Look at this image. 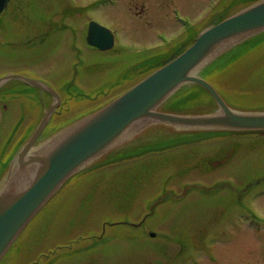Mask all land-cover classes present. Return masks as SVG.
<instances>
[{"label": "rangeland", "instance_id": "obj_1", "mask_svg": "<svg viewBox=\"0 0 264 264\" xmlns=\"http://www.w3.org/2000/svg\"><path fill=\"white\" fill-rule=\"evenodd\" d=\"M229 1L111 0L102 3L101 0H23V13L25 16L19 11L17 17H15L11 15L10 11L8 15L15 17L14 21L9 23V27L6 29H0V40L2 42H16V45L0 48V73L22 74L45 81L48 79L55 80L57 77L61 79L69 78L71 81H74L75 88H81L82 86L97 87L99 83L93 82L87 84V82L90 80L99 81V74L102 76L105 74V71L106 74L109 72L107 67L99 69V66L113 64L122 60L125 56H130L131 53L138 51L161 50L160 59L163 60L167 56L165 52L175 47L180 40V33H182L183 29L192 25L195 26L212 7L221 2L225 3ZM86 5L92 7L85 11L79 10L80 12L71 13V11H74V7L79 9ZM62 10H65V13L59 15L57 12ZM176 14L180 16V20L183 22L176 21ZM58 15L70 17L66 19L64 24L69 27L68 30L61 28V21L56 20ZM89 19L98 22L113 32L114 49H118L117 54H115V51L114 54L106 53L105 51H98L85 46L81 33H84ZM69 20H72V22ZM50 22L55 23L53 32L49 33L42 42L34 39V35H39L38 37H40L44 32L48 31L47 29L49 28H46L45 25H48ZM28 38L33 40L28 41ZM134 62L133 60H128L127 64L131 66ZM86 69L91 79L82 81V78L85 79L87 76L85 73ZM102 69H105V71ZM81 81L83 84L80 83ZM259 87L264 91V82L253 86L255 89H259ZM256 101L260 102L259 99ZM2 112L3 123L0 126V152L4 145L2 143V136L6 124L8 123L10 126L13 122L21 119V129L24 130L28 121L25 113H29L28 111H17L14 113L9 109H4V107L2 108ZM226 138L229 137L222 136L210 140L208 143H199L200 147L209 144V152L206 154H194V160L186 168L190 170L192 164H195L202 157H214V154L220 149L235 143H238L239 148L237 153L241 154V156H237L235 160L228 164L230 159L227 162V167L212 173L211 176H208V173L210 174L213 170L207 171L205 174V169H202L203 172L196 170L194 176L196 175L195 180L197 184L193 186L196 193L214 196L216 193H213V191L204 192L201 189L221 181H230L229 183L236 187L242 186L251 179L252 175L246 177L249 179L245 181L242 178L248 175L246 172L250 165L264 170V137L260 139L249 138V141L251 139L252 142L248 140L244 142L243 139L245 137L222 140ZM199 148L191 149L190 152L200 153L205 151V149L199 150ZM167 155L165 154V157ZM165 160L166 158H164ZM182 162L184 164L187 163L185 161ZM174 164L178 165L177 162H174ZM153 166L154 164L149 165L150 168ZM238 171H243L244 173H238ZM165 175L170 176L174 174L168 167ZM233 177L242 179L241 181L234 180L232 179ZM181 181L178 183V181L172 178L168 184V187L176 195L185 194L189 190V188H187L188 190L186 189L188 186L187 182H193V180H188L187 178ZM185 185L186 187H184ZM199 186L201 189H197ZM96 187L97 185H92V188H88V190L95 191L97 190ZM260 188L262 189L263 187L260 186ZM86 193L90 194V192ZM231 193L237 197L234 191H231ZM263 193L250 194L252 196L245 198L243 205L235 207L232 203L228 204V201L223 199H201L195 193L190 192L187 198L175 206L168 205L164 207V211L167 212L163 220L164 228L162 229V225L159 224V221H156L154 228L157 231V235L151 239L152 248L149 250L148 244L142 245L139 243V250L136 251L142 254L149 251L146 255L143 254V257L137 262L140 263L144 259L146 261L150 260V257L162 260L164 257H172L170 261L163 260L158 264H264ZM141 200L138 198L136 204H140ZM110 201L112 200L109 198L108 202ZM95 202L96 204L92 200V203L87 206L86 211L94 213L95 205L99 209V201L95 200ZM104 203L102 202L101 204ZM57 214L59 213L55 211L52 205L41 215V223H45V225L40 228L39 234L46 227L45 231L49 234V238L42 241L40 238L37 239V247H45L49 242L57 238L62 239L64 238L61 236L62 233L72 230V225L63 223L58 228L59 224H54ZM102 215H104L103 211H101L99 218L102 217L105 220ZM246 216L257 224L253 226L249 225ZM252 216H255L257 220L252 218ZM116 217L118 220L121 219L119 216ZM106 218L109 220L108 217ZM129 221L133 222V220ZM136 222L137 220L134 223ZM81 223L83 228L86 229L85 221ZM113 227L108 226L107 228ZM117 229L119 231L115 232V235L120 236L126 228L121 225ZM174 233H178L177 236L181 238L188 237L186 243L188 245L192 244L191 247L182 251L176 258H173V254L177 249L175 247L177 245L176 237H172V235H176ZM109 234L112 235V232ZM145 235L147 234L145 233ZM140 239L142 237H139L138 241ZM167 244H170V246ZM168 247L169 250L165 254H162V248H166L167 250ZM47 248H51V245H48ZM21 249L24 250L25 246H22ZM62 253L63 250L59 249L56 255H61ZM117 253L118 257L114 258V264H136L133 250ZM83 263H87V260L82 261ZM89 264H103V260L101 258H92Z\"/></svg>", "mask_w": 264, "mask_h": 264}, {"label": "water", "instance_id": "obj_2", "mask_svg": "<svg viewBox=\"0 0 264 264\" xmlns=\"http://www.w3.org/2000/svg\"><path fill=\"white\" fill-rule=\"evenodd\" d=\"M5 2L0 0V12ZM262 32L264 0L203 29L182 53L128 91L40 141L59 101L57 95L43 83L19 75L0 78V86L10 79H19L49 93L56 101L13 156L0 179V260L68 178L149 127L163 126L178 131H264V111L230 107L200 76L204 68L232 48ZM86 41L96 48L107 49L112 46V35L91 22ZM188 84L204 89L217 109L201 114L160 110L166 100Z\"/></svg>", "mask_w": 264, "mask_h": 264}, {"label": "trees", "instance_id": "obj_3", "mask_svg": "<svg viewBox=\"0 0 264 264\" xmlns=\"http://www.w3.org/2000/svg\"><path fill=\"white\" fill-rule=\"evenodd\" d=\"M253 50V47H251V51Z\"/></svg>", "mask_w": 264, "mask_h": 264}]
</instances>
